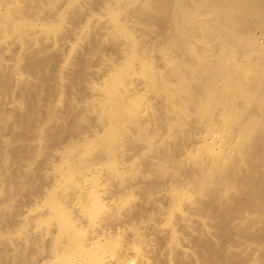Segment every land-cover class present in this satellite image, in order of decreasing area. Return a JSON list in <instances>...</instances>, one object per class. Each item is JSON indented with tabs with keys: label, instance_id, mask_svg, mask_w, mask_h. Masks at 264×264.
Returning a JSON list of instances; mask_svg holds the SVG:
<instances>
[{
	"label": "bare ground",
	"instance_id": "6f19581e",
	"mask_svg": "<svg viewBox=\"0 0 264 264\" xmlns=\"http://www.w3.org/2000/svg\"><path fill=\"white\" fill-rule=\"evenodd\" d=\"M0 264H264V0H0Z\"/></svg>",
	"mask_w": 264,
	"mask_h": 264
},
{
	"label": "rangeland",
	"instance_id": "374dc122",
	"mask_svg": "<svg viewBox=\"0 0 264 264\" xmlns=\"http://www.w3.org/2000/svg\"><path fill=\"white\" fill-rule=\"evenodd\" d=\"M259 34V33H258ZM260 35V34H259Z\"/></svg>",
	"mask_w": 264,
	"mask_h": 264
}]
</instances>
